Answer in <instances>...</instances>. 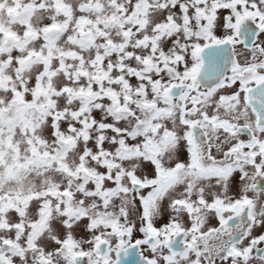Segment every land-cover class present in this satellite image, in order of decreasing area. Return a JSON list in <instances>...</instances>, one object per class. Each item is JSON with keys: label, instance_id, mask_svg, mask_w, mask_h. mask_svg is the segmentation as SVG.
Instances as JSON below:
<instances>
[{"label": "snow or ice", "instance_id": "obj_1", "mask_svg": "<svg viewBox=\"0 0 264 264\" xmlns=\"http://www.w3.org/2000/svg\"><path fill=\"white\" fill-rule=\"evenodd\" d=\"M264 264V0H0V264Z\"/></svg>", "mask_w": 264, "mask_h": 264}, {"label": "flooded vegetation", "instance_id": "obj_2", "mask_svg": "<svg viewBox=\"0 0 264 264\" xmlns=\"http://www.w3.org/2000/svg\"><path fill=\"white\" fill-rule=\"evenodd\" d=\"M139 252L135 249H129L128 255L121 256V264H139Z\"/></svg>", "mask_w": 264, "mask_h": 264}]
</instances>
